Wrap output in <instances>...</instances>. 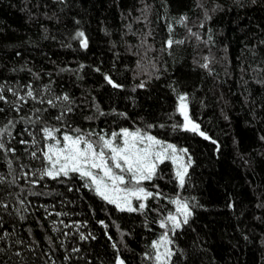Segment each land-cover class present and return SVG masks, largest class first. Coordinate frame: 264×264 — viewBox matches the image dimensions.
<instances>
[{"label":"trees","instance_id":"16d2710c","mask_svg":"<svg viewBox=\"0 0 264 264\" xmlns=\"http://www.w3.org/2000/svg\"><path fill=\"white\" fill-rule=\"evenodd\" d=\"M169 38L184 43L168 47ZM27 85L37 99L19 101ZM0 87V128L15 150L0 151V264H157L148 257L165 233L168 264H264V0H0ZM180 95L205 136L183 127ZM45 126L140 130L190 158L185 183L171 160L159 163L141 182L159 195L133 198L146 205L134 212L77 175L33 185L38 177L22 173L44 166L31 152L43 149ZM177 199L189 204L187 224ZM170 214L181 221L175 231Z\"/></svg>","mask_w":264,"mask_h":264},{"label":"snow or ice","instance_id":"6c2138e0","mask_svg":"<svg viewBox=\"0 0 264 264\" xmlns=\"http://www.w3.org/2000/svg\"><path fill=\"white\" fill-rule=\"evenodd\" d=\"M253 3H255V0H253ZM205 16L206 18H210L207 16V13H205ZM186 20L187 17H181L177 23L186 26ZM169 28L171 30V25H169ZM188 31L191 35L199 38L197 33H192L191 29H188ZM76 35L80 38L84 37L83 32H78ZM80 42L83 47H87L86 39H81ZM173 43L182 44L184 41H174L171 38L166 41L168 47H171ZM207 60L208 58L205 57L206 62L201 67L206 69L209 67ZM109 83H112L110 79ZM114 86L119 87V85ZM143 86L142 83L140 87ZM26 88L25 95L18 96V100L27 102L29 98L33 100L37 99L32 86L27 85ZM8 90L13 92V95H17L15 90L11 88ZM178 99L180 102L179 111L184 114L183 127L186 130L199 132L201 136H205V133L199 131V125L192 122L187 115L186 96L180 95ZM0 100H6L2 87H0ZM55 100L68 102L69 97L65 94L62 97H55ZM39 102L45 103V100L41 98ZM46 103L53 107L57 106L53 99H48ZM17 111H19V108H17ZM39 111L37 109V112ZM71 111V107L66 108L65 111H62L56 117V120L61 121L65 112ZM28 122H39V116L37 117V121L29 120ZM8 124L12 125L13 122L9 121ZM6 131L7 126L0 128V151L5 152V154L15 151L4 143L3 136ZM41 131L45 141L44 147L43 149L37 148L36 151H32L31 156L34 159H41L44 166L40 169L22 173L26 179L29 176L38 177V179L29 180V183L33 185L38 184L39 180L44 177L60 179L61 177L70 178L71 175H77L84 182V187L93 189L105 201L116 205L120 210L126 209L129 212H134L144 209L146 205L140 203L138 208L133 207L131 202L133 197L137 200H142L153 195H159V193L148 192L140 186L142 181L151 180L157 175L159 163L171 160L173 164L177 165L175 176L180 186H183L185 183L187 168L190 166V158L189 164H184L182 162L183 157L177 154L175 145L166 144L151 135H143L140 130L130 131L127 128H121L119 132L102 134L85 133L80 129H75L73 132H61L59 128L45 126ZM57 133H60L59 137ZM8 134L10 135V133ZM21 143L29 142L22 140ZM31 143L39 145V141L35 138H33ZM37 151L40 152V156L37 155ZM179 151L187 153V149H180ZM9 167L11 168V161H9ZM4 180L5 178L0 176V183H3ZM9 183L16 184L17 179L13 177ZM173 203L177 205V212L183 216L182 223L187 224L188 218L192 214L189 204L179 199L174 200ZM19 204L23 207L24 201L19 200ZM122 204L123 207L121 206ZM0 207L7 210L8 205L0 202ZM16 212L19 214L20 208H17ZM57 215L59 216L60 213H57ZM20 219H24V217L21 215ZM166 219L171 222L173 231L181 226V221L176 215L170 214ZM60 223L62 224L63 221H60ZM160 226L162 228L166 227L163 221ZM53 230H58L55 228V225ZM5 235H8V233H5ZM81 239H86V237L81 234ZM170 243L168 234H163L159 241H153L152 247L155 250V255L148 258L154 259L157 264H168L173 255L172 250L168 247ZM161 248H163V251H160ZM73 251H76V249H73ZM117 264H124V262L118 258Z\"/></svg>","mask_w":264,"mask_h":264},{"label":"rangeland","instance_id":"374dc122","mask_svg":"<svg viewBox=\"0 0 264 264\" xmlns=\"http://www.w3.org/2000/svg\"><path fill=\"white\" fill-rule=\"evenodd\" d=\"M179 103H180V102H179ZM178 108H179V106H178ZM186 111H187V110H186ZM181 114H182V113H181ZM182 115L184 116V114H182ZM176 169H177V165H176ZM140 186L143 187L142 184H141ZM133 198H135V197H133ZM133 198H132V199H133ZM177 217H178V216H177Z\"/></svg>","mask_w":264,"mask_h":264}]
</instances>
